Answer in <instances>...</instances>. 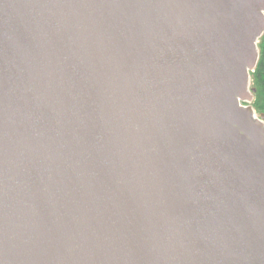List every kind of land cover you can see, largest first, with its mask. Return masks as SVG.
I'll list each match as a JSON object with an SVG mask.
<instances>
[{"label": "water", "instance_id": "1", "mask_svg": "<svg viewBox=\"0 0 264 264\" xmlns=\"http://www.w3.org/2000/svg\"><path fill=\"white\" fill-rule=\"evenodd\" d=\"M264 0H0V264H264Z\"/></svg>", "mask_w": 264, "mask_h": 264}, {"label": "trees", "instance_id": "2", "mask_svg": "<svg viewBox=\"0 0 264 264\" xmlns=\"http://www.w3.org/2000/svg\"><path fill=\"white\" fill-rule=\"evenodd\" d=\"M258 47L260 58L255 71L251 73V89L254 97L252 105L258 114L264 115V35Z\"/></svg>", "mask_w": 264, "mask_h": 264}, {"label": "rangeland", "instance_id": "3", "mask_svg": "<svg viewBox=\"0 0 264 264\" xmlns=\"http://www.w3.org/2000/svg\"><path fill=\"white\" fill-rule=\"evenodd\" d=\"M253 102V101H252ZM252 102L249 104V103H245V105L246 106H251V107H253V105H252ZM255 110V109H254ZM255 112H256V114L254 115L256 118H258V112L255 110Z\"/></svg>", "mask_w": 264, "mask_h": 264}]
</instances>
